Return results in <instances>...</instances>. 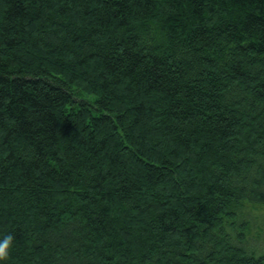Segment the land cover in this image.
I'll use <instances>...</instances> for the list:
<instances>
[{"label": "trees", "instance_id": "trees-1", "mask_svg": "<svg viewBox=\"0 0 264 264\" xmlns=\"http://www.w3.org/2000/svg\"><path fill=\"white\" fill-rule=\"evenodd\" d=\"M4 264H264V0H0Z\"/></svg>", "mask_w": 264, "mask_h": 264}, {"label": "clouds", "instance_id": "clouds-1", "mask_svg": "<svg viewBox=\"0 0 264 264\" xmlns=\"http://www.w3.org/2000/svg\"><path fill=\"white\" fill-rule=\"evenodd\" d=\"M14 233L8 232L0 235V264L8 259L10 249L13 247Z\"/></svg>", "mask_w": 264, "mask_h": 264}]
</instances>
